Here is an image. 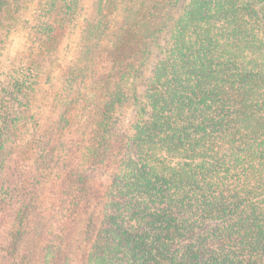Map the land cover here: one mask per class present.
I'll use <instances>...</instances> for the list:
<instances>
[{"label":"trees","instance_id":"1","mask_svg":"<svg viewBox=\"0 0 264 264\" xmlns=\"http://www.w3.org/2000/svg\"><path fill=\"white\" fill-rule=\"evenodd\" d=\"M22 1L0 0V30ZM83 1L45 0L39 52L2 88L5 167ZM91 6L80 49L58 77L66 121L35 120L34 136L52 135L19 152L34 191L0 179V228L9 232L0 264H36V197L54 171L45 197L55 200L56 254L80 230L81 264H264V0ZM131 100L134 116L124 120L120 106Z\"/></svg>","mask_w":264,"mask_h":264},{"label":"rangeland","instance_id":"2","mask_svg":"<svg viewBox=\"0 0 264 264\" xmlns=\"http://www.w3.org/2000/svg\"><path fill=\"white\" fill-rule=\"evenodd\" d=\"M93 1L94 0L83 1L85 6L83 15L76 22V24L73 23L69 25L65 29L63 36L60 38L57 47V55H60L59 64H48V70H54V68H56V71L51 78L41 81V84L39 85L41 89V92L39 93L40 95L30 111L33 118H31V122L27 127L20 129V134L15 138L14 144H12L11 141L14 153L10 155L9 163L6 167L2 164L3 161H5L2 155L6 152L0 155V179L9 177L10 179H13V181H18L22 185L26 184L28 186L30 184L27 179L28 172L22 167L24 163L20 162L19 152L21 151L25 153V156H27L30 149L28 143L31 140L37 141V139H41L48 141L52 135L48 130H46L44 134L43 131L39 130L37 131L39 133L34 136V125H36L35 120L38 119L44 124L56 121L60 126L62 123H65L66 120L60 118L61 107L58 104L60 100L62 101V92H60V90L63 87L62 82L58 79L61 72L60 68L62 65H69L68 63H71L74 60L78 50L80 49V40L82 35L81 26L84 22L83 16H90ZM22 2L23 5L20 9H17V5L9 7L11 10L5 16L3 27L0 30V103L3 97V86L9 85L12 79L15 78L14 75L16 76V70L18 71L19 69H22L25 62H28L29 59L39 52L40 44H42V35L40 34V31L43 29L41 21L43 19L42 12L43 8H45V0H23ZM40 18L42 19L40 20ZM150 73L151 67L145 71L144 78L149 77ZM142 89L143 85L140 86L141 91ZM135 109L136 107L133 100L129 102L126 101L122 106H120L119 115L124 120H126V118L128 120H132ZM67 114L66 117H68ZM124 125L128 127V131L130 133L131 126L128 123H124ZM56 143L57 142L53 140L50 147ZM55 172L56 171H54L52 175L43 179L42 185L44 188L40 189L43 191V196L39 193L36 197L37 202L40 204V207L37 210L41 213L42 219H37V224L34 223V227H31L32 241L28 247L31 246V249H33L34 252L37 249L36 259H34L36 264H64V259L67 254L70 259L67 264H81V261H79L81 251L80 246L78 245L83 242L84 237L82 233L80 234V230L75 231L71 239L72 242L66 243L67 245L64 248L63 253L60 252L59 254H56L54 247L51 246L52 240L54 241L57 239L55 236L56 234L48 233L50 222H52L50 217L55 200L53 198L46 200L45 194L49 193L51 190V179ZM102 172L105 174V170L101 167L92 173V175L95 176V181L98 183L101 181L105 182V176L102 175ZM59 181L61 182L62 178H59L58 182ZM101 187L104 188L105 186L102 185ZM28 188L29 190L34 191L33 186L29 185ZM36 228L37 233H34ZM8 234L9 232H6V228H0V258L1 253L4 251L6 242L9 240ZM35 241L36 243L34 244ZM72 243H74L75 246H72ZM23 251L24 248L22 247L20 251L21 258L25 255L23 254ZM49 252L52 254H49ZM48 254L49 257H47Z\"/></svg>","mask_w":264,"mask_h":264}]
</instances>
